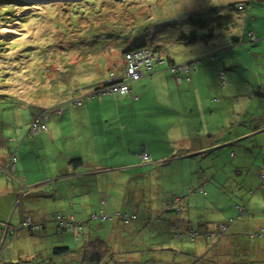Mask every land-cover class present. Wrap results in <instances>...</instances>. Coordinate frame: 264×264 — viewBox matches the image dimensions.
Masks as SVG:
<instances>
[{"label": "crops", "instance_id": "1", "mask_svg": "<svg viewBox=\"0 0 264 264\" xmlns=\"http://www.w3.org/2000/svg\"><path fill=\"white\" fill-rule=\"evenodd\" d=\"M257 32L262 36L264 28L254 32L258 41L250 46L255 47L253 54L263 53ZM209 75L217 89V76L202 67L190 82L180 84L163 71L133 83L132 96H99L79 107L68 105L70 98L64 100L63 114L49 119L38 135H26L31 120L8 140L0 134V166L11 152L18 157L14 177L0 175V201L10 203L0 221L15 227L24 216L48 221L52 214L62 213L84 223V240L107 238L120 226L127 227L90 221L105 198L104 211H135L153 218L165 200L178 197L182 229L198 227L212 233L226 225L227 232L217 241L200 236L191 242L174 239L165 226L142 227V243L174 255L168 260L152 258L154 264H264V187L259 177L264 173V114L250 129V120L234 123L227 110L195 101L193 85L199 92ZM105 79H90L84 88ZM257 85L264 89L262 80ZM259 96L264 103V90ZM142 151L152 162L139 161ZM18 183L30 188L26 195L20 196ZM235 204L244 206L241 218ZM19 232L4 241L21 240L24 235ZM29 235L31 256L48 257L52 236H57L54 226ZM57 237L59 245L78 249L72 236ZM27 249L18 246L7 257L2 251V261L20 264ZM51 264H81V256L69 253Z\"/></svg>", "mask_w": 264, "mask_h": 264}, {"label": "rangeland", "instance_id": "2", "mask_svg": "<svg viewBox=\"0 0 264 264\" xmlns=\"http://www.w3.org/2000/svg\"><path fill=\"white\" fill-rule=\"evenodd\" d=\"M113 1L66 0L29 4L25 0H11L5 1L8 7H0V15L3 18L0 20V28H10L15 32V35L11 36L0 34V43H9L6 49L22 50L35 42L34 51L30 56V67L25 70L31 80L27 81L25 86L24 82L17 81V77L9 76L10 81L5 85L7 88L0 90V96H7L0 98V134L4 133L5 139L10 138L16 128L28 124L34 115L50 109L48 107L54 103L70 98V91L76 88L73 87L76 82L85 87L90 79L96 82L105 79L107 75L109 80L112 76L116 77V81L114 78L112 83L117 84L124 76V82L128 81L127 77L133 80L135 72H140V60L134 65L133 71H126L127 53L124 56L122 53L143 43H147L150 49L151 62L148 67L152 68V61L157 65L166 58L165 61L169 64L174 61L175 66H171L170 70L172 72L176 69V72L181 73L177 77L180 79L190 80L191 73L188 74L186 69L188 72L193 69V72H196V66L201 60L202 64L198 67L210 74L214 72L216 75L219 68L225 70V87L217 75L216 89L214 80L209 75L210 78L199 92L193 85L194 100L212 103L214 109L223 108V113L227 110V117L233 118L234 123L250 120V129L259 123L258 118L264 114V103L260 100L259 93L264 89H259L257 83L260 80L264 82V46L263 53L253 54L255 47L251 48L248 44L234 45L232 39L264 28V0H191L189 4H185L186 0H120L125 4L115 6V11L108 9ZM238 4H245V9L237 10ZM116 11L117 14L121 11V14L116 16ZM219 17L224 18L223 25H218ZM93 20L96 21L92 25ZM102 21L108 28L107 32L105 29L88 30L97 28L98 25L95 24ZM198 21L205 23L202 29L197 28ZM180 32L187 36L193 32L195 40L190 42L187 38L188 42H175L174 39ZM257 36L261 37L264 43V33L261 36L257 32ZM32 38L37 40L31 42ZM155 46L160 47V51H156ZM213 54L219 58L216 63L209 60V56ZM12 57L11 54L7 56L9 59ZM141 62L143 63L142 60ZM122 63L125 71L117 72ZM109 70L111 72L108 74ZM14 72L15 70H10L7 73L11 75ZM113 72L118 75L114 76ZM20 75L22 76V73ZM91 76L92 78H85ZM96 91L95 88L91 91L93 99L96 97ZM145 95H148L147 92ZM234 98L238 101H234ZM187 101L191 102L190 99ZM3 150L4 148L0 147V155ZM6 202L8 200L1 198L0 213ZM10 207L12 209V206ZM160 212L159 209L154 218ZM24 222L18 221V228ZM4 226L5 223L0 221V231H3ZM26 233H22L24 241H8L9 238L6 240L2 250L5 257L18 246L27 249V241L31 237ZM52 237H55L52 238L54 246L59 245V237ZM4 253L0 254V264L5 263L2 261ZM43 256H31L27 249L21 257V264H49L46 259L39 262V258ZM172 256L174 255L163 251L155 252L147 258L168 260Z\"/></svg>", "mask_w": 264, "mask_h": 264}, {"label": "trees", "instance_id": "3", "mask_svg": "<svg viewBox=\"0 0 264 264\" xmlns=\"http://www.w3.org/2000/svg\"><path fill=\"white\" fill-rule=\"evenodd\" d=\"M6 2H10L11 0H1L0 1V7H8V3ZM4 2V3H3ZM133 3H135L134 1H131ZM131 2L129 4H131ZM63 4V3H62ZM67 5H70L68 3H66ZM110 4V3H108ZM112 4V5H111ZM109 5L108 9H111L113 11H115V6L118 5H123L125 3L121 2L120 0H114L113 3H111ZM136 4V3H135ZM72 5V4H71ZM237 8V7H236ZM123 8H121L122 10ZM245 9V8H244ZM243 9V10H244ZM238 10V8H237ZM67 11V10H66ZM106 11V10H105ZM104 11V13H105ZM242 11V10H240ZM118 11H116L114 14H116V16H119L121 14V11L119 14H117ZM67 13H69V8ZM101 17V16H100ZM105 17V15H104ZM220 19V23H218V25H223L224 23V18L223 17H219ZM0 20H3V18H1L0 15ZM6 20V19H4ZM16 21V20H13ZM96 20H93L91 23L93 25V23ZM87 23V22H86ZM64 24V23H63ZM88 24H90V22L88 21ZM196 24L197 28L202 29L205 25V23H202V21H198ZM46 25V24H45ZM65 26H67V24H64ZM87 25V24H86ZM97 28L94 29H88L93 30V31H97L98 29H105L106 32L108 31V28L105 25V22L102 21L100 24L96 23L95 26H97ZM49 26V25H48ZM250 34H253L254 36V40H251V36ZM110 35V34H109ZM195 35L193 32H191L190 34H184V32H180L174 39L175 42L178 43H182V42H188L187 38L189 39L190 42H193L195 40ZM208 37V36H206ZM96 38V37H95ZM37 39H33L31 42L36 41ZM187 40V41H185ZM258 41L255 33L253 31H250L247 33V35L242 36L241 38L239 37H235L232 39V42L234 45H238V44H248L250 46L254 45L256 42ZM9 44V43H8ZM8 44H2L0 43V90L1 89H6L7 87L5 85H8L7 82H9V76H14L17 77V81L18 82H24L25 86L28 83L27 81H30L31 78L27 77V74L25 72V70L27 68L30 67V56L32 55L34 48H35V42L34 44H30L26 47H24V49L22 50H13L11 49H6ZM142 48H147L149 51L150 49L147 46V43H143L139 46H135L132 48H128L126 50L123 51V56L127 53L133 52L135 50L138 49H142ZM160 47H154V49H157L156 51H160L159 50ZM10 50V51H9ZM12 55L13 57L11 59L7 58V56ZM215 55L216 56V60L212 59V56ZM212 56H209V60L213 63H216L219 58L216 54H213ZM124 58V57H122ZM162 58V57H161ZM166 58H164L162 60L163 63L161 64H155V62L153 61L152 63L154 64V67L152 70H144L143 69V76L142 78L136 80V81H126L121 79V83H126L127 88H128V93H124V94H119V93H111V92H106L104 93L103 90L109 89V87H111V85L113 86L114 84L117 83H112L110 82V80L108 79V75H107V79H105L104 81L91 86L90 89H86L80 85H74L73 87L76 88H72L70 91V99H69V104L72 107H79L81 104H83V101L87 100H91L93 99L92 95H91V91L93 90V88H95V90H97L95 92L96 97H102L105 95H116V96H125V95H130L131 94V86L133 83H138L141 80H143L144 78L147 77H151L153 75L159 74L163 71L168 72L171 77L173 78L174 82L177 84H180L184 81L186 82H190L191 81V76H190V80H186V79H181V81L178 83L176 81V76H178L181 73H176L173 74L170 70L171 66H175L174 62H172V64H169L168 62L165 61ZM201 60V59H200ZM165 61V63H164ZM202 64V60L200 61L199 65L200 66ZM198 66H196L197 68H199ZM196 68V69H197ZM125 69V66L123 65L121 67V70L119 72H123V70ZM10 70H15V72L13 74H8L7 72ZM111 72V70H109L108 74ZM197 72V70H196ZM190 71L191 75L196 73ZM223 73L227 79V75L225 73V70L219 68L217 69L216 72V76L220 73ZM22 73V76L20 75ZM47 73V70H46ZM189 73V74H190ZM114 76L118 75L117 73L113 72ZM7 79V80H6ZM29 79V80H28ZM6 80V81H4ZM117 81V82H120ZM227 83V80H226ZM226 83L224 84V87L226 86ZM100 85V86H97ZM223 87V88H224ZM7 98V96H0V98ZM62 102H57L54 103L53 105L49 106L48 110H43L40 113H38L37 115H34L33 119H39L42 120L46 117H48V119L43 122L41 121L40 125L41 127L44 126V129H39L37 133H32L29 130L30 127V121L29 122V126L27 128V136H35L38 135L39 133H41L42 131L45 130L46 128V123L49 119H55L57 117H60L63 114V107L61 106ZM55 110H60L61 113L58 114L57 116L53 117L50 116L52 115V113L55 112ZM138 159L141 163H149L152 162L151 160V156L146 153L145 151H142L139 155H138ZM9 161V163L11 164H7V162ZM18 162V157L16 154V151L11 152L6 159L4 160V162L2 163V165L0 166V175H6L8 177V179H11L14 177V174L16 173V165ZM12 169V170H11ZM260 177V176H259ZM260 182L262 183V181L260 180ZM17 184V182H16ZM264 187V183L262 184ZM19 189H20V196L26 195L30 188H28L27 186L22 185L21 183H18ZM108 197V196H106ZM20 201V198L17 200V203ZM180 201L181 199L178 197H173L171 199H167L165 200L162 205L160 206V214L157 217H153L150 218L149 216L143 215V217H140L138 215L137 212L135 211H114V212H107L104 211L105 208H107L108 206V198H105L104 200L101 201V206H100V210L99 211H95L92 212L89 216L90 221L93 222H99V223H104V222H118L119 224H121L122 226H125L127 228L123 229L121 226L118 229H115L117 232L115 234H113L112 236H108L107 238H102V237H96L93 239H83V229H84V223H82L81 221H78L73 215H65L62 213H54L52 214V216L50 217V220L48 221H34L31 217L28 216H24L22 217L21 220L19 221H29L31 222V226L30 227H20L18 228V224L15 227H12L9 225V223H5L4 229L3 231H0V254L2 253L3 250V246H4V239L7 236H11L14 235L15 233H17V231L19 230L20 232H27L28 234H36L38 232L43 231V229H45L46 227H53L54 226V232L57 236H72L73 237V243L76 247H78V249H71V248H67L65 246H61V245H55L52 248H50V255L46 258H39V262L42 261L43 259H46L48 261L49 264H51L52 260L58 256H66L69 253H80L81 256V264H154V259L151 258H147L149 257V255L154 254L155 252H163V251H167V249H162V248H158V249H151L149 246H147L146 244L142 243L140 240V238L138 236H140L139 230L140 228H148L151 225H160V226H165L169 231L171 236L174 239H186L189 240L191 242L195 241L196 239H198L200 236H202L203 238H205L207 241H217L220 238H222L223 236H225L226 232H227V227L226 225H222L221 227H225L226 231L224 233H220L221 232V227L219 231H215L212 233H220L219 234V238L216 240H213L211 237H209L211 234V232L208 231H201L200 229H198V227L196 228H190V229H182L180 224H181V207H180ZM234 208L237 211V216L239 218H241L243 216V211H244V206L241 204H235ZM156 214V213H155ZM50 223V224H49ZM20 226V225H19ZM7 227V229H6ZM136 227V229L134 230V228ZM196 232L197 237L194 239H190L189 238V234ZM262 231H259L258 233L261 234ZM257 233H254V235H256ZM146 255V256H144ZM157 259V258H155ZM158 260H162V259H158ZM7 264V263H4ZM21 264V263H20Z\"/></svg>", "mask_w": 264, "mask_h": 264}, {"label": "built area", "instance_id": "4", "mask_svg": "<svg viewBox=\"0 0 264 264\" xmlns=\"http://www.w3.org/2000/svg\"><path fill=\"white\" fill-rule=\"evenodd\" d=\"M237 8L238 10H243L245 8V5L244 4H238L237 5ZM251 36V40H254V36L253 34H250ZM212 56V55H211ZM126 59H127V64H126V71L129 70V71H133L132 69L134 68V65L137 64V62L140 60V66H139V70L140 72L136 71V75H131L133 77V80L129 77L128 80L130 81H136L140 78H142L143 76V69L144 70H152L153 67H154V64L152 63V68L151 67H148V64H150L151 62V57H150V51L147 50V49H138V50H135L133 52H130L128 54H126ZM216 58L215 55L212 56V59L214 60ZM141 60L143 61V63L141 62ZM153 62V61H152ZM163 63V62H162ZM189 68V67H188ZM194 70V69H193ZM125 71V70H124ZM177 70L176 69H173L172 72H174L173 74H176L178 72H176ZM186 72L189 74L190 72H188V69H186ZM129 74V73H128ZM219 76V80L222 84H225L226 83V77L225 75L221 72L220 74H218ZM178 76H176V81L179 83L181 81L180 77L177 78ZM115 78V79H114ZM115 80L116 81V77H111V80L110 82H112V80ZM123 80L125 79V76L122 78ZM111 92V93H119V94H124L125 92L128 91V88H127V85L126 83H121L118 82V84L116 85H111V87H109V89H106V90H103L104 93L106 92ZM57 111V112H56ZM54 113L56 115H54V113H52V116L55 117L57 116V113L60 114L61 111L60 110H56ZM48 119V117L42 119V120H39L38 118L37 119H34L29 127V130L32 132V133H37L39 129H44V126L41 127L40 123L41 121L45 122L46 120ZM7 164H11L9 163V161L7 162ZM12 170V169H11ZM260 180L262 181L261 184L264 183V173H262L260 175ZM31 226V222L29 221H25L24 223H22V225L20 226L21 228L22 227H30ZM7 229V227H6ZM226 231V228L225 227H221V232L220 233H224ZM220 233H210L211 235L209 237H211L213 240H216L219 238V234ZM197 235H196V232H193L191 234H189V238L190 239H194L196 238Z\"/></svg>", "mask_w": 264, "mask_h": 264}, {"label": "bare ground", "instance_id": "5", "mask_svg": "<svg viewBox=\"0 0 264 264\" xmlns=\"http://www.w3.org/2000/svg\"><path fill=\"white\" fill-rule=\"evenodd\" d=\"M71 1V0H68ZM245 5V4H244ZM178 32V31H177ZM0 34L2 36H11V35H15L14 30L10 29V28H6V27H2L0 28ZM227 80V79H226Z\"/></svg>", "mask_w": 264, "mask_h": 264}, {"label": "water", "instance_id": "6", "mask_svg": "<svg viewBox=\"0 0 264 264\" xmlns=\"http://www.w3.org/2000/svg\"><path fill=\"white\" fill-rule=\"evenodd\" d=\"M29 4H36V3H48V2H55V1H66V0H25Z\"/></svg>", "mask_w": 264, "mask_h": 264}, {"label": "clouds", "instance_id": "7", "mask_svg": "<svg viewBox=\"0 0 264 264\" xmlns=\"http://www.w3.org/2000/svg\"><path fill=\"white\" fill-rule=\"evenodd\" d=\"M189 3H191V0H186L185 4H189Z\"/></svg>", "mask_w": 264, "mask_h": 264}]
</instances>
